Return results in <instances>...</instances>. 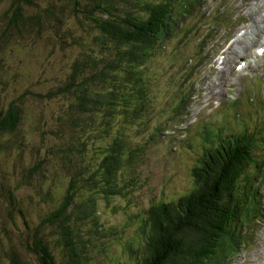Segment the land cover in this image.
I'll use <instances>...</instances> for the list:
<instances>
[{
  "label": "trees",
  "instance_id": "obj_1",
  "mask_svg": "<svg viewBox=\"0 0 264 264\" xmlns=\"http://www.w3.org/2000/svg\"><path fill=\"white\" fill-rule=\"evenodd\" d=\"M1 2L0 55L19 52L21 44L36 52L42 44L71 60L65 59L52 90L37 91L39 79L10 101L0 63V136L12 139L0 155L2 150L14 158L0 163L2 216L9 220L8 226L0 217V250L7 244L0 264H228L247 213L258 219L261 213L256 203L263 187L264 115L261 123L225 125L216 112V120L175 139L198 66L207 59L206 41L218 44L212 32L220 25L204 10L208 0ZM30 96L44 108L29 116L24 103ZM42 98L53 99V107L47 110ZM150 117L156 119L146 136L128 137L124 129L134 124L139 131L138 123ZM25 127L34 143L24 141ZM187 132L199 140L189 180L178 191L171 187L176 172L170 165L182 157L178 148ZM152 147L171 154L167 177L159 181L145 175ZM144 180L154 188H139ZM25 187L29 194L19 198ZM141 194L152 197L129 208L132 196ZM28 205L41 207L36 217ZM107 206L120 211L114 214L120 221L104 218L100 208Z\"/></svg>",
  "mask_w": 264,
  "mask_h": 264
},
{
  "label": "rangeland",
  "instance_id": "obj_2",
  "mask_svg": "<svg viewBox=\"0 0 264 264\" xmlns=\"http://www.w3.org/2000/svg\"><path fill=\"white\" fill-rule=\"evenodd\" d=\"M208 1L210 3L208 11L210 19L214 16H220L224 18L225 24L232 25L234 24L232 20L233 17L231 18L223 15L224 11H229L231 15L239 13L238 15L242 19L243 24L238 26L231 34L227 33L225 28L217 26V34L212 32L215 34V38H213L218 43L215 47H211L212 43L210 41H206L209 45L205 51V53H207V59L200 65V67L198 66V70L202 69L200 75H202L204 81L198 80L194 88V92H196V90H200V95H198L197 92L196 95L193 94L192 100L189 102L190 104L188 106L187 118L183 120L178 119V121L181 122L180 128L182 132L178 133V138L175 139H181L184 137V131L191 128V126H199L207 123L208 118L202 115L198 116V111H200L203 115L206 114L213 108L210 107L212 103H215L216 100H224L228 95L233 93L235 96L239 95L238 103L228 105V108L224 113L220 112L218 114V117H220L219 120L222 118V122L225 125H229L231 123L237 124L239 121L248 119L247 123L252 125L263 119L261 116H258V110L261 109V112L264 110V53L262 52L261 54L259 52L256 55V50L257 47L264 49V46L262 45V41L264 40V18L261 16L264 15V0ZM5 6L6 3L1 2L0 10H3ZM67 22L68 20L65 21V24ZM25 34L26 33L22 35V37L24 36V42L31 43V39H29L31 37H28ZM7 42L16 43L17 41L15 39H9ZM44 46L48 47V43L45 42ZM18 47L20 49L19 52L15 50V52L8 57L7 54L0 55V63H2V66H6L7 72L5 73L7 85L4 87L7 101H10L15 97H20V94L27 89L26 86H32L33 84L35 85L39 83L37 82L39 79H41L42 84L39 83L40 90L37 88V91L46 93L52 90L55 80H59L63 75L62 73L64 72L66 66L65 59H68L69 61L71 60L69 53L63 54L59 51L55 55L52 49L45 50L42 44H40L39 47L34 46L36 52L32 47L26 48L25 46L22 48V44ZM72 54L74 57V53ZM240 59L250 63L248 64V68H242L237 74L235 66L237 63H241ZM249 69H254L255 72L250 71ZM58 71L61 72V74ZM251 72L256 73L257 75L259 74V76H251L249 79V86L246 87L242 84L239 89L238 80L241 81L244 76H247V82L249 76L253 74ZM229 87H234V89L230 91L231 94H229ZM195 96H198L197 99H195ZM41 100L45 102L48 101L47 103L50 104L48 105L47 110L53 107V99L49 100L42 98ZM197 100H199L198 104L195 103ZM35 102V97L30 96L26 100V103H24V110L27 115H34L36 110L44 108L43 105L36 104L38 102ZM6 105L7 102L4 99L2 106ZM223 106L225 105L223 104ZM238 107L242 109V113L238 111ZM154 119L155 118L150 117V119L146 120V123H138L140 128L139 131H136L138 127L135 128L134 124L133 126L124 129V131L128 134L129 138L135 137L134 140L139 141L141 133H145L146 136V129ZM188 132L185 133L187 134L188 140H186L185 143L181 144L182 146L178 148L179 152H183L182 157L176 162V164L172 162L170 165V167H172L176 172L174 179L172 178L171 187L174 183L176 187L179 188L178 191H182V185L185 184V181L189 180V170L191 169V162L199 140L198 137L191 138V134ZM24 136L25 138L23 139L26 143H34L35 137H33L30 133V129H28V127L24 128ZM141 138L142 140L144 139V137ZM0 141L2 142L0 143L1 149L2 146L8 145V142L12 141V139H9L7 135H1ZM190 142L193 143V148L188 150L187 146ZM160 147L165 149L164 144H161ZM204 150L210 151L208 150V144L206 142H204ZM150 152L152 154L151 159L154 157V160L152 161V165H148L146 167L145 175L149 173L154 177L153 180L156 179L159 181L162 177H167L168 163L171 159V154L161 155L160 151L158 149L155 150L154 147H152ZM197 152L199 153V151ZM1 153L3 155H0V163L13 158V156L12 158H7L8 156L2 150ZM28 160L29 151H27L25 156L22 157L23 163H27ZM13 175H15V173ZM143 183H146V181H142V185L139 188L144 187ZM146 185L147 187L143 190H151L154 188L152 180L151 183L148 182ZM260 186L263 187L259 190L257 189L259 201L256 203L259 204L261 211L260 217L258 219V216L253 212L247 213L244 220L246 227L241 228V231H243L242 233L244 234L239 240V246L235 249L233 257L228 260V264H264V176L259 179V187ZM170 191L176 192L172 189H170ZM17 193L19 198H24L29 194V189L26 187L21 188ZM151 197L152 195H133L131 198L132 203L130 202L128 206L131 208L134 202L138 206H141L142 201L148 203ZM28 207L30 208L31 217L33 218L37 216L41 209V207L35 205H28ZM100 210L101 212H104V218L106 220L118 222L121 219L120 215L114 216L115 213H120V211H113L111 206L101 207ZM2 215H4V212L0 201L1 223L9 226V220ZM15 220L16 219L13 217L14 223ZM16 223L19 228L23 227L20 220L16 221ZM22 232L23 228L20 233ZM6 250L7 244H4L0 250V254L2 253L3 255ZM92 262L95 263V261Z\"/></svg>",
  "mask_w": 264,
  "mask_h": 264
}]
</instances>
